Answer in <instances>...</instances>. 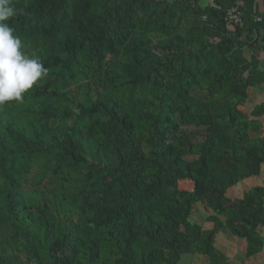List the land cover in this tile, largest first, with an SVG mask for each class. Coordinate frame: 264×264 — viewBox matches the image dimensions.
I'll return each instance as SVG.
<instances>
[{
	"label": "trees",
	"instance_id": "trees-1",
	"mask_svg": "<svg viewBox=\"0 0 264 264\" xmlns=\"http://www.w3.org/2000/svg\"><path fill=\"white\" fill-rule=\"evenodd\" d=\"M258 1L10 0L48 74L0 106V264H234L219 236L264 253V183L229 195L264 171V100L240 109Z\"/></svg>",
	"mask_w": 264,
	"mask_h": 264
},
{
	"label": "clouds",
	"instance_id": "clouds-1",
	"mask_svg": "<svg viewBox=\"0 0 264 264\" xmlns=\"http://www.w3.org/2000/svg\"><path fill=\"white\" fill-rule=\"evenodd\" d=\"M15 14L10 0H0V106L21 101L24 93L48 74L38 56L23 51L22 40L9 26Z\"/></svg>",
	"mask_w": 264,
	"mask_h": 264
},
{
	"label": "rangeland",
	"instance_id": "rangeland-1",
	"mask_svg": "<svg viewBox=\"0 0 264 264\" xmlns=\"http://www.w3.org/2000/svg\"><path fill=\"white\" fill-rule=\"evenodd\" d=\"M246 56L249 58L252 56V53L249 50H245ZM264 79V75H263ZM262 79L261 82L258 80L251 79V87L249 88V97L240 107L244 112H248L252 109L255 104L259 103L260 101L264 100V80ZM264 183V171L262 175L259 177H251L244 180V182L237 185L233 188L229 195L231 197L240 196L250 187L256 185H262ZM208 213L202 208L197 207L195 208L192 214V220L198 224L204 223ZM219 241V248H222L226 254L231 258V262L234 264H264V253L258 255L254 258H246L243 257L244 252V245L242 242L237 240V238L233 237L231 239H227L225 237H218ZM181 264H207V260L205 257L199 254H183L182 259L180 261Z\"/></svg>",
	"mask_w": 264,
	"mask_h": 264
},
{
	"label": "built area",
	"instance_id": "built-area-1",
	"mask_svg": "<svg viewBox=\"0 0 264 264\" xmlns=\"http://www.w3.org/2000/svg\"><path fill=\"white\" fill-rule=\"evenodd\" d=\"M228 19L233 20L235 23L241 22V13L238 8H232L228 11Z\"/></svg>",
	"mask_w": 264,
	"mask_h": 264
},
{
	"label": "crops",
	"instance_id": "crops-1",
	"mask_svg": "<svg viewBox=\"0 0 264 264\" xmlns=\"http://www.w3.org/2000/svg\"><path fill=\"white\" fill-rule=\"evenodd\" d=\"M258 3H259V9L262 10L263 9V2H262V0H259Z\"/></svg>",
	"mask_w": 264,
	"mask_h": 264
}]
</instances>
